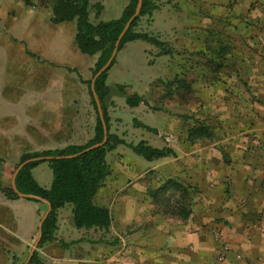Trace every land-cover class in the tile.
Returning a JSON list of instances; mask_svg holds the SVG:
<instances>
[{
  "label": "crops",
  "instance_id": "1",
  "mask_svg": "<svg viewBox=\"0 0 264 264\" xmlns=\"http://www.w3.org/2000/svg\"><path fill=\"white\" fill-rule=\"evenodd\" d=\"M197 1V9H186L178 0H155L151 17L144 15L155 33L162 26L169 43L179 39L182 53L198 55V77L192 83L182 79L178 90L161 96L173 101L179 114L163 115L165 107L161 111L159 105L154 123L141 121L156 129L142 140L169 147L174 155L150 160L142 169L137 155L118 145L106 156L111 173L96 194L109 209V226L75 227L72 206L66 204L57 210L56 238L36 247L37 261L28 264H264V0ZM128 2L90 0L102 6L97 21L118 18ZM207 3L209 10L203 7ZM50 16L51 10L42 18H27L23 38L28 44L37 37L40 45L56 30L75 35L76 23L74 32L66 25L72 21L54 24ZM192 16L198 20L191 22ZM169 32L175 33L170 39ZM141 49L144 55L150 50L148 45ZM163 56L169 55H157L153 64L167 61ZM190 101L197 107L192 113ZM197 118L212 125L213 135L190 142L187 132ZM38 167L45 183L35 172ZM6 174L5 163L2 179L10 181L12 173ZM32 175L50 186L52 176L42 162ZM169 190L175 200L159 198ZM4 198L0 218L10 233L2 237L16 256L8 262L23 264L35 242L29 246L33 230L38 234L39 221L29 208L36 201ZM24 207L27 211L19 210ZM214 233L229 245L222 262L216 261L220 248Z\"/></svg>",
  "mask_w": 264,
  "mask_h": 264
},
{
  "label": "rangeland",
  "instance_id": "2",
  "mask_svg": "<svg viewBox=\"0 0 264 264\" xmlns=\"http://www.w3.org/2000/svg\"><path fill=\"white\" fill-rule=\"evenodd\" d=\"M178 1L181 7L186 9H197L199 6L197 0ZM51 4L52 0H34L30 6L25 5L22 0H0V156L6 163L7 178L10 177L22 153L63 148L71 144L83 145L93 136L95 110L88 93L87 81H91L93 76L96 55L89 56L79 52L74 43V36L69 34L71 30H56L40 45L42 40L39 41L37 37L31 38L30 44L23 38V27L27 24V18L37 15L42 18L49 15ZM203 7L207 10L211 8L210 3ZM90 20L97 22L93 9ZM194 20H198V16L190 18L191 22ZM150 21L144 16L141 17L136 29L150 32L168 41L165 36L166 29L158 26L161 34L158 31L155 33L153 29L156 28ZM66 25L75 32V21ZM168 34L169 39L170 34L175 35L174 32ZM141 45L149 46L150 50L146 55ZM171 45L174 54L163 56L167 61H157L153 64L158 51L155 46L142 40L128 42L127 47L117 52L115 61L107 73L106 83L111 88L115 89L117 84L124 85L127 92H137L145 96L149 103L129 107L118 94H113L107 101L110 129L126 141L136 143L142 140V137L154 134L133 124L134 119L147 124L154 123L152 118L158 110L153 109L154 107L161 105V111L165 109L163 115L179 114L173 109V101H166L165 96L161 97L165 95L164 83L168 79L178 75L180 79L192 83L198 77V55L182 53L183 47L179 39ZM37 50L42 52H35ZM66 67L75 68L76 71H69ZM179 92L183 93L180 90ZM192 92L193 90L191 97ZM183 94L185 97L186 94ZM190 104L193 110L191 108L189 113H192L197 107L191 101ZM162 139L165 140V135H162ZM137 158L142 162V169L150 165L149 160L139 155ZM42 165L47 167L48 173L52 176L47 163L42 162ZM40 168H36L35 172L41 175L40 179L45 183V174ZM169 191L163 192L159 198L164 196L165 199L175 200L173 193ZM3 199L4 194L0 191V215L5 210ZM29 208L35 212V223L46 210V206L41 202H35ZM19 210L25 212L27 208ZM2 224L3 219L0 218V250L6 251L0 254V264H10L8 261L16 256L5 248L9 245L3 237L9 238V235L4 233L10 231L3 230ZM8 227L11 228L12 225ZM36 235L35 229L31 234L29 246L33 244Z\"/></svg>",
  "mask_w": 264,
  "mask_h": 264
},
{
  "label": "trees",
  "instance_id": "3",
  "mask_svg": "<svg viewBox=\"0 0 264 264\" xmlns=\"http://www.w3.org/2000/svg\"><path fill=\"white\" fill-rule=\"evenodd\" d=\"M22 1L25 5L30 6L34 0ZM136 3L137 0H129L128 4L123 8L121 15L116 19L93 22L90 20V11L93 9L94 17L98 18L102 8L100 3L91 4L90 0H52L50 21L54 24L75 21L76 32L74 35V43L77 49L79 52L89 56L96 55V61L92 69V75H94L110 57L115 40L123 29L125 22L133 14ZM156 8L155 0H142L139 14L132 20L121 37L117 52L127 42L142 40L155 46L158 49L156 52L158 56L174 54V49L168 41L162 40L150 32L136 29L140 18L144 15L150 18L153 10ZM115 58L116 55L109 66L94 81V90L99 99L103 119L107 128L105 143L75 158H52L46 161H30L16 174L15 185L19 192L45 198L51 205V210L42 223V234L37 247L45 242L53 241L56 238L57 210L66 204L72 206V219L75 227L106 229L109 226L111 219L109 209L107 206L96 202V194L110 173L106 156L118 145L123 144L127 146L132 152L149 161L174 155L173 150L169 147H154L145 140H139L136 143L126 141L111 131L110 117L107 112V101L113 94L121 96L129 107H135L140 103L145 105L149 104L145 96L137 92H127L124 85L117 84L115 86L116 88L113 89L106 83L107 73L113 65ZM218 66L216 64V67ZM66 69L76 71L75 68L71 67H66ZM181 81L182 79L178 75L166 81L164 83L166 93L178 90L181 87ZM87 84L90 100L95 110L94 130L90 140L83 145L71 144L63 148L46 149L33 153L25 152L19 156L18 163L35 156H64L74 154L90 145L102 141L103 126L90 88V80L87 81ZM184 86L188 88L187 85ZM158 108L157 106L153 109L156 110ZM133 124L135 127H142L148 131L156 132L154 127L138 119H134ZM212 135V125L205 120H199L197 118L194 119V124L188 129L187 140L193 142L197 139L210 138ZM41 162H46L51 170L52 180L50 186L47 188L41 186L32 175V169ZM18 163L15 164L14 168ZM4 164L5 161L0 156V191L7 198L16 199L18 196L14 193L9 179H2L1 170ZM167 182L174 187L180 188L183 192L185 191V188L178 185L174 180L169 179ZM31 200L40 202L37 199ZM188 214L189 212H185L183 217H187ZM36 261L37 251L35 250L30 263Z\"/></svg>",
  "mask_w": 264,
  "mask_h": 264
},
{
  "label": "water",
  "instance_id": "4",
  "mask_svg": "<svg viewBox=\"0 0 264 264\" xmlns=\"http://www.w3.org/2000/svg\"><path fill=\"white\" fill-rule=\"evenodd\" d=\"M141 5H142V0H137L136 6H135V10H134L133 14L125 22V24L123 26V29L121 30V32L119 33L117 39L115 40L114 47H113V50L111 52L110 57L105 62V64L92 76L91 81H90V88H91V91H92V95H93L94 101L96 103L97 112H98L99 118H100V120L102 122V126H103V139H102V141H100L98 143H95L93 145H90V146L84 148L83 150H81V151H79L77 153H74V154H70V155H64V156H35V157L27 158V159L21 161L20 163H18V165L14 168V170L12 172V176H11V179H10V184H11V187H12L14 193H16V195L18 197L37 199V200L42 201L43 203H45L47 205L46 211L43 213L42 217L39 220L38 234H37V237L35 239V242H34L33 246L30 249V252L28 254V257H27L26 261L23 264H28L30 262L32 256H33V253H34V251H35V249H36V247H37V245H38V243L40 241V238H41V234H42L41 226H42V223H43L44 219L47 217L48 213L50 212L51 205H50L49 201L46 200L45 198H42L40 196H36V195H33V194H27V193L19 192V190L17 189V187L15 185L16 174L18 173V171L26 163H28L30 161H46V160H50L52 158H75V157H78V156H80V155H82V154H84V153H86L88 151H91V150H93V149H95V148H97V147H99V146H101V145H103L105 143L106 138H107V128H106V125H105V122H104V119H103V114H102V110H101L99 99H98V97H97V95L95 93V90H94V81L109 66V64L111 63L112 59L115 57L119 41H120L121 37L123 36V34L125 33V31L127 30V28L129 27V25L131 24L132 20L139 14Z\"/></svg>",
  "mask_w": 264,
  "mask_h": 264
},
{
  "label": "built area",
  "instance_id": "5",
  "mask_svg": "<svg viewBox=\"0 0 264 264\" xmlns=\"http://www.w3.org/2000/svg\"><path fill=\"white\" fill-rule=\"evenodd\" d=\"M213 237H214V240L218 243L219 248H220V251L216 256V261L222 262L225 254L229 250V245L225 241H223V239L220 237V235L218 233H214Z\"/></svg>",
  "mask_w": 264,
  "mask_h": 264
}]
</instances>
